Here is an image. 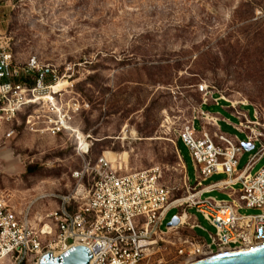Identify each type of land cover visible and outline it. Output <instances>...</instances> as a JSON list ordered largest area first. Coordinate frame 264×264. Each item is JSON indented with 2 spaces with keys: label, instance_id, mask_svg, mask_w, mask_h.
<instances>
[{
  "label": "rangeland",
  "instance_id": "1",
  "mask_svg": "<svg viewBox=\"0 0 264 264\" xmlns=\"http://www.w3.org/2000/svg\"><path fill=\"white\" fill-rule=\"evenodd\" d=\"M7 43L20 66L36 56L58 69L63 90L56 95L58 105L92 142L88 155L81 156L69 131L30 132L28 116L48 114L42 102L4 124L0 198L16 211L32 204L33 214L51 212L56 201L50 196L73 191V173L88 162L94 167L106 151L128 153V165L121 157L111 164L122 167L121 173L160 166L161 182L171 189L172 198L188 196L197 172L179 132L197 115V86L204 82L230 101L250 104L240 109L251 119L256 108L264 133V0H0V49ZM228 106L222 101L203 109L220 118L222 132L244 141L245 133L232 126L239 119ZM195 125L201 129L199 121ZM11 129L15 133L8 138ZM258 149L256 145L243 153L238 170ZM263 166L264 157L252 172ZM226 177L213 175L202 184ZM42 195L47 197L37 200ZM207 196L231 201L219 191ZM188 212L204 229L184 226L177 232L210 242L215 228L195 209ZM180 213L172 209L161 229ZM159 249L146 264L187 259L175 257L174 247L166 242Z\"/></svg>",
  "mask_w": 264,
  "mask_h": 264
},
{
  "label": "built area",
  "instance_id": "2",
  "mask_svg": "<svg viewBox=\"0 0 264 264\" xmlns=\"http://www.w3.org/2000/svg\"><path fill=\"white\" fill-rule=\"evenodd\" d=\"M60 79L58 69L42 63L38 57L34 56L20 66L14 61L8 43L1 47L0 131L24 109L42 102L47 105L48 114H30L26 119L28 130L52 135L69 131L76 139V152L86 156L92 146L91 136L82 133L81 140L74 132L70 115L58 105L56 95L60 92L51 93L52 86ZM46 91L50 94H45ZM197 92L201 94L197 115L179 132V141L188 147L197 172L196 184L189 186L185 200L178 202L172 198L171 189L161 182L160 166L121 173V167L112 168L102 155L94 167L88 162L82 170L73 173L77 180L73 191L50 196L56 201V207L44 216L33 214L32 204L24 211H16L0 198V264H41L48 253L61 258L80 245L89 251V264H146V259L160 251V242L174 247L175 257L187 259L263 244L264 166L252 172L264 157V133L260 128L259 113L254 108L251 119L240 109L250 104L239 102L235 105L206 82L197 86ZM47 95L52 99L44 101L42 98ZM222 101L228 103L239 119L232 126L245 133L244 141L222 132L220 118L203 109L207 104L219 105ZM196 121L201 125L200 130L196 128ZM14 133L15 130H8L6 136L9 138ZM243 142L253 144L254 149L259 145V149L251 153L244 168L238 170L240 158L246 151ZM219 174L227 177L202 184ZM185 180L190 183L187 172ZM214 191L227 193L231 201L205 197ZM46 197L42 195L37 200ZM174 208L181 209L176 215L179 223L168 224L166 230H162L163 222ZM190 209H195L215 228V233L210 234V242L199 238L197 241L177 232L184 226L191 230L204 229L189 214ZM242 209H254L258 213L243 214ZM171 232L174 234L172 240H165L170 238Z\"/></svg>",
  "mask_w": 264,
  "mask_h": 264
},
{
  "label": "water",
  "instance_id": "3",
  "mask_svg": "<svg viewBox=\"0 0 264 264\" xmlns=\"http://www.w3.org/2000/svg\"><path fill=\"white\" fill-rule=\"evenodd\" d=\"M242 146L246 151L254 149V145L251 143L243 142ZM178 223L179 219L174 217L169 224L177 225ZM89 261L88 249L80 245L61 258H54L48 253L41 260V264H89ZM187 264H264V244L211 255Z\"/></svg>",
  "mask_w": 264,
  "mask_h": 264
},
{
  "label": "bare ground",
  "instance_id": "4",
  "mask_svg": "<svg viewBox=\"0 0 264 264\" xmlns=\"http://www.w3.org/2000/svg\"><path fill=\"white\" fill-rule=\"evenodd\" d=\"M61 82V81H60ZM60 82H58L57 84H55V85H53L52 86V94H57V93H59V92H62L63 90H62V88H60V85H61V83ZM67 81H64V83H66ZM63 86V85H62ZM61 86V87H62ZM225 97V99L226 100H229L226 96H224ZM44 101H48V100H50V99H52V97H51V95H47V96H44L43 98H42ZM235 105H237L239 102H237V101H232ZM242 102H244V101H242ZM246 102V101H245ZM213 117H216L215 115H213ZM74 132H76L78 135H79V137H81V140H82V133L80 132V130H78L76 127L74 128ZM124 133H125V131H124ZM133 134H136L135 133V131L133 130V132H132ZM127 138V137H126ZM125 139V138H124ZM84 143V145H85V142H83ZM86 146V145H85ZM103 157L105 158V159H107V161L109 162V164L111 165V164H113V163H115L116 162V157H121V159H123V161L126 163V165H128L129 164V161H128V153L125 151V152H122L120 155H118V154H115V153H113V152H111V151H106V152H104L103 153ZM122 165V163H119V165ZM121 169H122V167H121ZM186 199V197H183V198H179L178 199V202H182L183 200H185ZM187 217V216H186ZM183 219H185V217L183 218ZM264 244V243H263ZM260 245H262V244H260ZM254 246H256V245H252V246H246V247H241V248H235V249H228V250H220V251H218V252H211V253H206V254H202V255H199V256H196V257H193V258H189V259H187V260H185L183 263H181V264H187V263H190V262H192V261H195V260H198V259H201V258H205V257H208V256H211V255H215V254H219V253H224V252H229V251H234V250H239V249H244V248H250V247H254Z\"/></svg>",
  "mask_w": 264,
  "mask_h": 264
},
{
  "label": "crops",
  "instance_id": "5",
  "mask_svg": "<svg viewBox=\"0 0 264 264\" xmlns=\"http://www.w3.org/2000/svg\"><path fill=\"white\" fill-rule=\"evenodd\" d=\"M227 109H230L229 106L227 107ZM231 110V109H230ZM212 115V114H211ZM216 116V115H215ZM217 117V116H216ZM257 164V163H256ZM230 190H228L227 192H229Z\"/></svg>",
  "mask_w": 264,
  "mask_h": 264
},
{
  "label": "trees",
  "instance_id": "6",
  "mask_svg": "<svg viewBox=\"0 0 264 264\" xmlns=\"http://www.w3.org/2000/svg\"><path fill=\"white\" fill-rule=\"evenodd\" d=\"M178 144H179V141H178V143H177V146H178Z\"/></svg>",
  "mask_w": 264,
  "mask_h": 264
}]
</instances>
